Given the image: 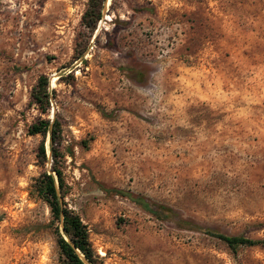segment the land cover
Listing matches in <instances>:
<instances>
[{"label": "rangeland", "instance_id": "rangeland-1", "mask_svg": "<svg viewBox=\"0 0 264 264\" xmlns=\"http://www.w3.org/2000/svg\"><path fill=\"white\" fill-rule=\"evenodd\" d=\"M88 2L0 0V264H61L44 118L98 264H264L209 232L264 238V0H104L93 30Z\"/></svg>", "mask_w": 264, "mask_h": 264}, {"label": "trees", "instance_id": "trees-1", "mask_svg": "<svg viewBox=\"0 0 264 264\" xmlns=\"http://www.w3.org/2000/svg\"><path fill=\"white\" fill-rule=\"evenodd\" d=\"M104 0H89L81 21L84 27L93 30L101 18V10ZM49 82L46 75L38 77L31 97L42 113H46L49 108ZM30 134L46 135L49 133L51 169L44 171L34 183V191L48 205L52 223H57L55 227L56 242L59 248L61 264H98V258L92 248L88 230L82 222L80 216L66 206L64 197L66 194L63 171L59 166L62 159L60 152V124L56 119L50 121L48 118L39 119L30 125ZM38 157L42 162H46V152L44 141L38 146ZM117 193L126 195L130 200L142 206L144 209L157 214L165 213L166 217L172 218L173 210L163 205H157L154 209L141 196H134L131 192L116 190ZM214 236L224 241L233 251L241 245L264 246V238L252 239L242 235L230 236L209 231Z\"/></svg>", "mask_w": 264, "mask_h": 264}, {"label": "water", "instance_id": "water-1", "mask_svg": "<svg viewBox=\"0 0 264 264\" xmlns=\"http://www.w3.org/2000/svg\"><path fill=\"white\" fill-rule=\"evenodd\" d=\"M86 264H88V263L86 262Z\"/></svg>", "mask_w": 264, "mask_h": 264}]
</instances>
